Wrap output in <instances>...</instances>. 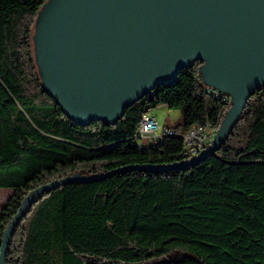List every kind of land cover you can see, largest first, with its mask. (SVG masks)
I'll return each mask as SVG.
<instances>
[{
	"label": "trees",
	"instance_id": "16d2710c",
	"mask_svg": "<svg viewBox=\"0 0 264 264\" xmlns=\"http://www.w3.org/2000/svg\"><path fill=\"white\" fill-rule=\"evenodd\" d=\"M44 1L0 0V188L11 189L0 245L31 190L74 173L182 163L201 151L190 153L181 135L216 129L230 106L207 92L196 60L115 123L74 121L34 63L31 32ZM159 105L181 109L182 120L139 146L142 114ZM4 264H264V85L218 149L193 164L127 168L44 192L11 233Z\"/></svg>",
	"mask_w": 264,
	"mask_h": 264
},
{
	"label": "water",
	"instance_id": "95a60500",
	"mask_svg": "<svg viewBox=\"0 0 264 264\" xmlns=\"http://www.w3.org/2000/svg\"><path fill=\"white\" fill-rule=\"evenodd\" d=\"M31 46L43 88L82 124L115 123L128 106L196 60L204 84L228 94L230 106L209 145L182 163L74 173L31 190L4 230L0 264L11 233L44 192L127 168H182L218 149L250 94L264 85V0H45Z\"/></svg>",
	"mask_w": 264,
	"mask_h": 264
},
{
	"label": "built area",
	"instance_id": "2783aa9c",
	"mask_svg": "<svg viewBox=\"0 0 264 264\" xmlns=\"http://www.w3.org/2000/svg\"><path fill=\"white\" fill-rule=\"evenodd\" d=\"M206 90L209 94L220 97L223 101L230 100L228 94L221 92L218 89L206 86ZM160 128L161 126L152 112L143 113L138 126L137 140L139 146L143 145V142L141 141L142 137H151L153 142L161 141L163 134H157V131ZM163 132L167 135H172L174 129L167 126L163 128ZM214 132L215 129L209 126L193 127L184 132L181 137L184 141L185 147L189 149L190 153L196 154L208 146Z\"/></svg>",
	"mask_w": 264,
	"mask_h": 264
},
{
	"label": "rangeland",
	"instance_id": "374dc122",
	"mask_svg": "<svg viewBox=\"0 0 264 264\" xmlns=\"http://www.w3.org/2000/svg\"><path fill=\"white\" fill-rule=\"evenodd\" d=\"M150 112H152L156 118L161 128L158 129L157 134H163V128L167 125L174 127L179 124L182 120V111L181 109H171L165 105H159L153 108ZM141 141L145 144H149L152 142L151 137H142ZM11 194L10 188H0V210L5 204L7 198Z\"/></svg>",
	"mask_w": 264,
	"mask_h": 264
},
{
	"label": "bare ground",
	"instance_id": "6f19581e",
	"mask_svg": "<svg viewBox=\"0 0 264 264\" xmlns=\"http://www.w3.org/2000/svg\"><path fill=\"white\" fill-rule=\"evenodd\" d=\"M202 82V81H201ZM204 84V83H203ZM168 126V125H167Z\"/></svg>",
	"mask_w": 264,
	"mask_h": 264
}]
</instances>
